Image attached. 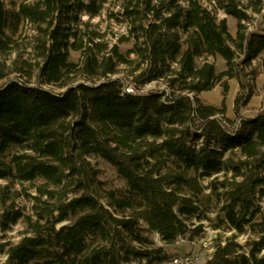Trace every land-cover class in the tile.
<instances>
[{"label":"trees","instance_id":"trees-1","mask_svg":"<svg viewBox=\"0 0 264 264\" xmlns=\"http://www.w3.org/2000/svg\"><path fill=\"white\" fill-rule=\"evenodd\" d=\"M218 8L236 19L235 34ZM262 8L261 0H0L1 236L25 225L18 242L0 241V264L163 263L180 236L202 234L212 210L215 226L234 231L203 264H264V108L241 113L253 96L247 68L264 51V25L250 29L248 9ZM104 12L126 24L114 42L93 22ZM232 78L234 117L225 101ZM154 81L161 87L143 91ZM217 84L221 105L204 102ZM98 159L122 188L101 178ZM15 184L31 211L17 207ZM247 230L255 236L245 248L237 236Z\"/></svg>","mask_w":264,"mask_h":264},{"label":"rangeland","instance_id":"rangeland-1","mask_svg":"<svg viewBox=\"0 0 264 264\" xmlns=\"http://www.w3.org/2000/svg\"><path fill=\"white\" fill-rule=\"evenodd\" d=\"M242 3H247L249 0H240ZM260 0H252L253 3L259 2ZM263 3L262 11L256 12L252 9H248V13L250 15L249 26L250 29L255 28L257 25H264V0H261ZM7 3H10V0H6ZM220 18L225 17L228 21L229 28L232 34L236 32V19L230 15H227L222 9L218 8L217 11ZM94 23H99L103 29H107L108 38L114 42L117 38V35L126 32V24L125 22L118 21L116 19H108L106 12L103 13L102 16L96 17L93 19ZM248 23V22H247ZM31 31V30H29ZM120 47L123 51H126L129 47H131L130 41H124L120 43ZM14 57V53L9 56L8 63H11V60ZM71 59L74 61H78L80 59V52L72 51ZM213 60V58H210ZM202 59H198V62L201 63ZM216 68L218 71L222 70L225 67V62L222 57L215 58ZM248 76L247 81L250 85L253 86V96L250 102L242 109V114L248 117L255 116L258 112H260L264 108V51L252 61V64L247 68ZM5 80H0V84ZM32 81H35L34 79ZM229 83V92L225 96L226 106H227V114L230 117H234V99L238 95L240 91V86L236 78H232L228 80ZM52 88V86H49ZM161 87V83L156 81L150 82L147 84L143 91H147L150 89H157ZM201 99L209 104L213 105H221L224 96H223V87L221 84H217L213 89L208 91H203L200 94ZM98 166L101 168V178L105 180L106 184L109 186H114L118 188H122L124 186V180L120 179L117 176V173L112 165L104 162L101 159L97 160ZM209 179L205 180V184ZM7 181L0 179V187L6 186ZM29 185L28 183L26 186ZM14 193L20 192L19 196L16 199V205L23 211H31L32 201L27 196V193L24 192L25 189H22L21 184H15L11 187ZM22 190V192H21ZM29 192L34 193L33 190H28ZM27 191V192H28ZM208 191V189H207ZM209 192V191H208ZM264 206V201L261 202ZM1 210V207H0ZM1 212V211H0ZM216 210L209 211L207 214V218H202L203 222V231L202 234L196 235L194 239L190 238V235L187 234L185 236H180V238L172 245L168 246V251L170 257H181L185 255L197 256V260L194 264H203L209 258V256L215 250V243L217 240H224L226 236H230L233 234V229L228 225H223L222 227L215 226L216 221L213 220L216 217ZM195 222H198L197 219L194 218ZM193 221V222H194ZM145 228H147L146 224H143ZM25 225H23L22 221L11 224L10 229L5 233L4 236H1L4 232L0 228V241L8 240L13 242H18L24 235ZM145 234L148 235L151 239H153L157 245H163L164 241L162 236L157 231H149L146 229ZM255 234L249 230L244 233H240L237 236V240L247 248V241ZM207 242V244H205ZM1 262H4L6 259V255L2 254L0 256ZM130 264H150L145 259L139 261H132ZM154 264H177L176 262H171L167 260L163 263H154Z\"/></svg>","mask_w":264,"mask_h":264},{"label":"built area","instance_id":"built-area-1","mask_svg":"<svg viewBox=\"0 0 264 264\" xmlns=\"http://www.w3.org/2000/svg\"><path fill=\"white\" fill-rule=\"evenodd\" d=\"M126 92H134L135 88L131 85H127L124 89ZM207 244V242H205ZM197 256H181V257H173L170 261L176 262L177 264H193L197 260Z\"/></svg>","mask_w":264,"mask_h":264}]
</instances>
